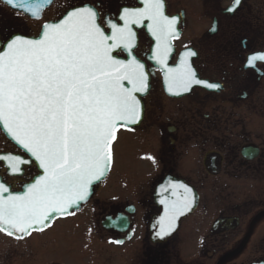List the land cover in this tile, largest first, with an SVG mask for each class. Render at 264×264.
<instances>
[{"label": "flooded vegetation", "instance_id": "1", "mask_svg": "<svg viewBox=\"0 0 264 264\" xmlns=\"http://www.w3.org/2000/svg\"><path fill=\"white\" fill-rule=\"evenodd\" d=\"M164 2L165 14L178 18L169 66L194 51L189 62L197 78L221 87L194 84L184 95H170L163 70L148 59L154 39L133 25V54L146 63L150 88L140 123L120 127L117 136L127 131L144 139L140 157L147 173L111 178L113 157L110 172L77 211L14 241L36 235L58 247L64 264H264V61L245 67L250 55L264 52V0H240L234 12L224 10L235 0ZM93 4L118 26L124 8L143 6L140 0H54L33 19L0 1V20L35 37L43 23ZM5 153L28 160L0 130V155ZM21 167L22 174L10 173L0 160V176L12 189L38 173L34 162ZM170 183L191 188L196 203L174 233L161 238L151 231L160 212L155 192L160 185L169 192Z\"/></svg>", "mask_w": 264, "mask_h": 264}, {"label": "snow or ice", "instance_id": "2", "mask_svg": "<svg viewBox=\"0 0 264 264\" xmlns=\"http://www.w3.org/2000/svg\"><path fill=\"white\" fill-rule=\"evenodd\" d=\"M52 2L3 0L17 15L23 12L36 19ZM142 2V7L123 9L122 26L98 13L96 4L76 7L59 21L44 23L37 38L18 34L9 22L0 20V127L30 156L25 160L5 154L0 160L14 174H22L21 166L33 162L42 170L19 193L0 183V231L17 239L43 231L56 215L71 214L86 201L94 181L105 176L116 130L137 123L141 100L136 94L149 88V71L133 55V25L146 27L155 37L150 59L162 66L170 93L179 95L194 84H205L189 62L196 52L185 51L179 64H168L178 18L165 14L164 0ZM239 4L235 0V6L224 11L234 12ZM116 49L130 58L117 59ZM257 61H264V52L250 55L245 67L255 69ZM170 187L174 196L178 188L184 195L171 202L161 200L166 205L156 233L161 238L194 201L186 185L170 183Z\"/></svg>", "mask_w": 264, "mask_h": 264}, {"label": "rangeland", "instance_id": "3", "mask_svg": "<svg viewBox=\"0 0 264 264\" xmlns=\"http://www.w3.org/2000/svg\"><path fill=\"white\" fill-rule=\"evenodd\" d=\"M144 139L138 134L120 131L113 145L114 165L110 177L122 179L139 172L146 174L145 162L140 157ZM36 235L25 241H14L0 232V264H64L57 248L43 244ZM63 247V245H61Z\"/></svg>", "mask_w": 264, "mask_h": 264}, {"label": "water", "instance_id": "4", "mask_svg": "<svg viewBox=\"0 0 264 264\" xmlns=\"http://www.w3.org/2000/svg\"><path fill=\"white\" fill-rule=\"evenodd\" d=\"M1 1L3 2V0H1ZM140 1L142 2V0H140ZM142 3H143V2H142ZM6 4H7V3H6ZM7 5H8V4H7ZM8 6L11 7L12 9H15V8H13V7L10 6V5H8ZM49 6H50V5H49ZM83 6H89V5H81V6H76V7H83ZM47 7H48V6H47ZM47 7H45V8L42 10V13H43V11H44ZM76 7H74V8H76ZM74 8H71V9H69L68 11H70V10H74ZM15 10H16V9H15ZM68 11H67V12H68ZM67 12H66V13H67ZM66 13H65L64 15H66ZM27 15H28V14H27ZM64 15H63V16H64ZM29 16H30L31 18H33L31 15H29ZM63 16H62L61 18H59L58 20H56V21H51V22H57V21H59L60 19H62ZM41 17H42V15H41ZM33 19H36V18H33ZM48 23H50V22H48ZM98 23H99V21H98ZM136 26H137V27H141L142 25H136ZM102 27H103V26H102ZM145 28H146V27H145ZM41 31H42V28H41ZM41 31H40V33H41ZM146 31L151 35V32H150L147 28H146ZM176 32H177V30H176ZM40 33H39V35H40ZM106 34H110V31H109V32L106 31ZM39 35H38L37 37H39ZM177 35H178V32H177ZM151 36H152V35H151ZM25 37H27V36H25ZM37 37H27V38H37ZM152 38H153L154 41H155V37L152 36ZM173 39H174V38H173ZM173 39H172V40H173ZM171 43H172V41H171ZM172 50H173V49H172ZM154 51H155V44H154V47H153V50H152L151 54H152ZM116 52H117V49L113 51V55L116 56L117 59H129V58H130V57H128V56H127L126 58L117 57ZM184 52H185V51H184ZM184 52L181 53V56H180L179 61H178L177 64H179L180 59H181V57H182V54H183ZM151 54L148 55V59H149V60H151V59H150ZM171 54H172V51H171ZM171 54H170V56H171ZM133 55H134V54H133ZM170 56H169V58H168V61H169V59H170ZM137 59H139V58L137 57ZM140 60H141V59H140ZM151 61H152L155 65L159 66V67L163 70L162 66L159 65L156 61H154V60H151ZM141 62L144 63V64H145V67H146V63H145L144 61H142V60H141ZM177 64H176V65H177ZM176 65H174V66H176ZM174 66H172V67H174ZM146 69H147V67H146ZM163 74H164V70H163ZM164 83H165V90H166L170 95H173V96H181V95H184V94H186V93L189 92V91H187V92H180L179 95H174V94L170 93V92L168 91V88H167V82H166V80H165V74H164ZM125 86H126V87H130V85H128L127 82H125ZM192 86H193V85H192ZM192 86H191V87H192ZM149 88H150V75H149ZM149 88H148V90H149ZM190 89H191V88H190ZM190 89H189V90H190ZM174 91H175V90H174ZM147 92H148V91H147ZM147 92H146V93H137V94H136V95H137V98L141 100V117H140V119L137 121V123H135V124H131V123H130V124H128V125L125 126V127H135V126H137V125L140 123V121H141V119H142V117H143V113H144V104H143V100H142V98L147 94ZM119 128H120V126H118V128H117V130H116L115 137H116V135H117V131L119 130ZM0 129L2 130V132L5 134V136H6L11 142H13V143H14L19 149L22 150V148H20V146H19V145H18V144H17V143L11 138V136H10L9 134L6 133V130H4L2 127H0ZM114 139H115V138H114ZM114 139L112 140V142H111V144H110V151H111V146H112V143H113ZM22 151L28 156V159H29V158H30L29 154L26 153L24 150H22ZM4 155H5V154H4ZM1 161H2V160H1ZM3 162H4L5 166L9 169V167L7 166V162H6V161H3ZM34 163H35V162H34ZM35 164H36V163H35ZM111 164H112V156H111V161H110L109 168H108L107 172L105 173V176L102 177L101 180H99V181H94V183L92 184V186H91V188H90V195H89L88 199L91 197V195H92V193H93V191H94V187H95L98 183H100V182L106 177V175L108 174V172H109V170H110V168H111ZM36 166H37V164H36ZM37 169H38V167H37ZM9 172L12 173V172L10 171V169H9ZM38 172H39L40 174H42V170H38ZM17 174H18V173H17ZM37 174H38V173H37ZM29 182H31V180H30ZM0 183H4L5 186L8 187L9 190L12 191L13 193H19V192L23 191V190H24V187H25V185H26V183H25V184L21 187V189L18 190V191L12 190L11 186H10V185H7L6 182L2 180L1 176H0ZM27 183H28V182H27ZM188 188H189V187H188ZM190 189H191V188H190ZM175 191H176V196L173 195V189L170 190V191L168 192V191H166V190L164 189L163 185L158 186L157 189H156L155 196L157 197V204H158L159 207H160V212H159V214H157L156 216H154V218H153V220H152V223H151V226H152L151 231H152V233H154L155 235H156V233L160 230V229H158V226H160L161 218L165 216V208H166V205H165V204H162V203H161V200H167V201L171 202V201L175 200V199L177 198V196L182 197V196L184 195V192H182V191L179 190V189H176ZM192 194H193V196H194V201H193V203L191 204L190 208L187 209V210H185L184 213H183L182 215H178V216L176 217L175 221L172 223V227H171V229L168 230V234L166 235V237L172 235V234L174 233V231L177 229L178 224L180 223L181 219L184 218V217H186V216H188V215L193 211V209L195 208L196 194H195L193 191H192ZM88 199H87V200H88ZM87 200H86V201H87ZM86 201L81 202L80 205H79L78 207H74V208L71 209L70 211H71V212H73V211H77V210L81 207V205H82L83 203H85ZM67 215H68V214H66V215H56L55 217H58V216H60V217H65V216H67ZM55 217H54V219H55ZM54 219H53V220H54ZM53 220L51 221L50 225L52 224ZM50 225H49V226H50ZM164 226H165V227L168 226V221H167V220L164 221ZM167 228H168V227H167ZM3 233H5V232H3ZM5 234H6V233H5ZM6 235H7V234H6ZM8 236H9V235H8ZM11 237L17 239V238H16V235H12ZM24 237H26V236H22L21 239H23Z\"/></svg>", "mask_w": 264, "mask_h": 264}]
</instances>
